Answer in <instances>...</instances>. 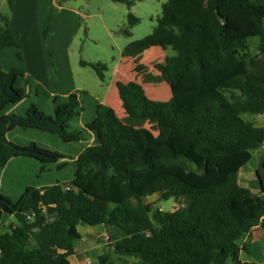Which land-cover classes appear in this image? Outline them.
Returning <instances> with one entry per match:
<instances>
[{
    "label": "trees",
    "instance_id": "obj_1",
    "mask_svg": "<svg viewBox=\"0 0 264 264\" xmlns=\"http://www.w3.org/2000/svg\"><path fill=\"white\" fill-rule=\"evenodd\" d=\"M70 1L77 0H59ZM128 20L123 34L131 37L140 19L130 13ZM0 23V52L20 49L8 18L0 14ZM254 37L260 38L255 56ZM152 48L176 52L156 67L170 83L173 102L151 100L137 82H118L117 89L126 113L155 120L158 135L124 124L95 100V116L84 127L95 141L79 153L70 183L42 197L28 186L16 202L0 188V227L15 218L0 235V264H72L79 224L121 234L97 264H257L241 261L251 247L239 242L255 227L264 230V153L257 190L245 186L240 173L264 149V127L243 116L264 115V0H168L152 33L126 51ZM81 65L106 82V64ZM31 83L25 72L0 68V168L24 159L42 172L49 165L61 170L67 155L12 135L37 131L67 145L81 143L84 132L71 126L85 107L72 93L49 95L53 114L34 103L24 114L13 112L29 98ZM154 195L188 198L190 206L166 212L146 203ZM47 207L56 208L54 221L44 222Z\"/></svg>",
    "mask_w": 264,
    "mask_h": 264
},
{
    "label": "rangeland",
    "instance_id": "obj_2",
    "mask_svg": "<svg viewBox=\"0 0 264 264\" xmlns=\"http://www.w3.org/2000/svg\"><path fill=\"white\" fill-rule=\"evenodd\" d=\"M167 1L135 0L129 8L127 4L113 0H77L63 4L59 0H0V14L11 22L21 45L20 49L0 52V68L25 72L32 80L28 101L13 112L24 114V109L34 103L48 114H53V101L49 95L65 98L72 93L78 95L85 107L80 120L74 121L71 126L72 132H84L81 143L67 145L52 134L37 131H17L12 135L18 143L35 141L67 155L63 163L68 165L61 170L56 165H49L42 172V166L37 162L14 159L6 168H0V188L5 195L16 202L28 186H34L35 196L42 197L45 192L65 187L71 182L79 153L95 141L91 133L84 131L86 123L95 116V100L112 107L124 124L148 129L155 135L159 133L155 120L134 118L126 113L117 83L137 82L144 87L151 100L173 102L170 83L156 67L163 64L166 57L174 56L175 50L152 48L126 51L130 43L152 33ZM130 13L139 18L140 23L131 29L132 36L127 37L123 31L129 27ZM249 45L251 54L257 55L260 38L250 39ZM19 53L22 54L21 59L17 57ZM81 62L106 64V82H102L91 67H83ZM36 86L40 88L39 94L36 93ZM244 119L264 127V116L245 113ZM263 153L264 149L255 152L240 177L245 186L254 190L258 189L254 167L256 164L258 167ZM145 201L166 212L190 206L188 198L163 201L159 195H154ZM57 217L55 207L45 208L44 222L54 221ZM14 223V217L5 218L0 235ZM73 231L76 255L71 258L72 264H97L99 255L112 251L110 239H118L121 235L118 231L85 224L75 226ZM127 262L135 263L130 259Z\"/></svg>",
    "mask_w": 264,
    "mask_h": 264
},
{
    "label": "crops",
    "instance_id": "obj_3",
    "mask_svg": "<svg viewBox=\"0 0 264 264\" xmlns=\"http://www.w3.org/2000/svg\"><path fill=\"white\" fill-rule=\"evenodd\" d=\"M10 25H11V22H10ZM11 28L15 34L16 32L14 31L15 29L12 27V25H11ZM5 50H3L1 52L4 53ZM3 70H5V69H3ZM262 116H264V115H262ZM247 166L242 169V171L240 173V177L242 176V174H243L244 170L247 168ZM256 168H257V164L255 165L254 169L256 170ZM48 208L53 209L54 207H48ZM239 243L241 245L248 244L251 247V254L248 257L245 255H242V257H241L242 262L264 264V230L261 227L253 228L249 234L245 235L240 240ZM242 259H244V260H242Z\"/></svg>",
    "mask_w": 264,
    "mask_h": 264
}]
</instances>
